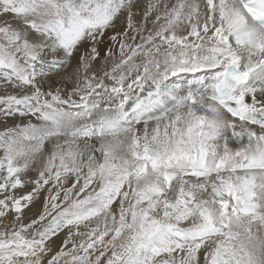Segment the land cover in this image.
Wrapping results in <instances>:
<instances>
[{"label":"bare ground","instance_id":"6f19581e","mask_svg":"<svg viewBox=\"0 0 264 264\" xmlns=\"http://www.w3.org/2000/svg\"><path fill=\"white\" fill-rule=\"evenodd\" d=\"M68 1L69 4H72L79 0ZM81 3L83 9L87 10L89 5L96 15L102 18L105 17L107 21L103 19L105 22L100 27L99 22L94 24L86 20L85 26L79 18L66 15L67 22L65 24L67 23V25L62 30L64 32H61L69 31V36L63 45L61 44L60 52H62L61 58H66L67 61L62 62V70L59 71L56 77L71 72L72 75H75L80 73L81 69L95 74H98V70L104 73L109 67L114 69L113 74L116 75L126 67H118L117 63L126 55H130L129 65L132 76L129 82H139L142 88H146V91L142 92L144 95L141 98L142 100L145 99L142 104H138L139 101L136 103L137 100H131L129 106H131L133 113L124 112L120 118L113 121L111 119V117L114 118L113 113L106 110L105 114H109V116L99 117V120L95 121L96 124L91 122L92 124L85 125L89 126L84 128L85 131L91 133L93 129L98 127L99 129L96 128L94 131L103 135H106L107 132L113 134L136 133L145 139L146 153L150 154V151L155 148L162 154L164 152H162L159 145L167 143V146L171 147L174 145L172 143L178 144L182 133L179 128L187 127L191 135L196 134L198 138L200 135L204 143L213 141L212 144L216 146L219 152L217 160L221 164L219 162V165L216 166L219 168L218 173L214 172V168V173L206 176L192 172L188 174L193 167H190V169L185 168L184 162L182 163L179 167L180 172L178 171L179 181L176 195L170 194L171 196H168L171 199H167L173 201V203H170L171 201H168V204L165 203L170 205L168 208H164V204L161 206L162 201L161 204L159 202L161 197L158 200L157 194L151 190V186L149 187L148 190L151 191L149 195L147 194L149 201L145 203L141 210H135V215L140 218L141 239L143 240L165 229L166 231L163 233L166 234V241H169L171 238L174 239L171 232H181L185 236H190V244H193V240L196 241L195 243H199L197 239L200 237L207 240H200L203 244L201 242L198 245L197 256H193L192 252L187 254V259L189 258L190 262H193L191 259L194 257V264H198L200 261L217 264L218 259L222 256L221 247H223L226 254L222 264H264V240L262 239L264 236H255L253 232L248 231V237L238 239V242L234 241L235 233L242 229L243 224L238 223L233 215H230L231 218H225L224 221L219 216L222 211H250L251 214L255 212L264 214V127L260 123L264 119V60L262 64L259 63L260 58L264 59V49L259 54V49L262 47L261 43L264 42V31L249 19L242 10L239 0H80L79 4ZM21 21L8 18L6 24L2 23L1 28L20 40L22 34L27 32L26 26ZM103 28H105L104 31ZM100 29L102 30L100 31ZM100 32H102L101 39L103 43L99 42L100 39L96 40ZM35 35L36 33L29 32L27 38L29 39ZM107 38L110 41L104 43ZM95 40L98 42L95 45V50L87 51L88 46L94 43ZM31 47L30 50H35V46L32 45ZM131 48H134L133 56L129 53ZM107 49H109L108 54L105 53ZM27 50H25L26 55L31 52ZM83 51L85 52L83 57L79 58ZM56 61L59 60L50 58L37 60L42 64L38 67L39 71L44 74L39 78L44 77L45 79L38 80L35 78L39 88L45 90L46 87L51 88L55 84L60 85V79L54 85L51 84L54 77L52 78L48 74L51 72L50 70L54 69ZM228 61H232L243 68L249 75L250 80L248 86L239 93L243 95L242 100L233 105L228 103L219 104L207 98V89L205 88V84L209 81L210 75L217 68L218 63H227ZM50 65L52 67L49 68ZM140 66H143L142 76L144 78H140L142 71L139 73L136 71V67L139 68ZM219 67H222V65ZM47 68L48 70L44 71ZM82 75L84 76L83 73ZM22 79H24L23 76ZM29 82L25 79L22 82L23 85H21L13 80V84L9 87L2 79L0 94L24 95L30 90L28 88ZM135 85H132L131 89L140 86L138 83ZM189 90L193 91L197 97L193 103H189L186 99ZM29 93H31V90ZM125 94L127 95V92ZM141 95L139 94V96ZM95 96L99 97V94L95 93ZM93 103H97V100ZM232 109L240 114H251L252 119L256 121L251 124L247 120L240 119L233 113ZM2 114H4V111ZM3 121H7V124L10 119L5 118ZM20 122L24 123L23 119ZM56 124L55 128H46L49 129L54 139L59 141L62 139V144H64L65 139L74 138L73 133L75 130L69 128V125H71L69 122V125H63L61 121H56ZM72 124L76 130H80L81 125L74 122ZM60 126H65V128ZM64 133H68L69 137H65ZM39 134H42V131L34 133L33 141H41L44 138V136L40 138ZM182 155L180 154L181 157ZM190 156H192V153H189ZM166 160L168 159L166 158ZM162 161L161 164L165 162ZM157 165L155 164L152 169L154 170ZM157 168L159 167L157 166ZM185 171L187 175L180 176L181 172L184 173ZM23 174L27 175L30 180L33 178L31 174L25 171L19 175ZM153 178H155V174ZM16 180L19 185L24 181L19 179L17 175ZM81 180V177H72V179L67 178L65 180L70 188L68 193H74L76 196H73L72 200L74 201L63 200L62 197H59V200L55 201L52 207L56 213L62 209L66 210L67 206L74 209L73 206H70L71 202H74V205L77 206L83 202H78L79 200L89 196L88 192L81 187ZM152 181L155 182L153 179ZM157 182L160 183V181ZM189 185L192 190L185 189ZM96 188L91 189L94 196L90 195V199L99 197ZM18 192L22 193L23 190L18 188ZM229 192L231 196L223 194ZM48 193L44 191L41 201H36V204L40 203V209L44 203L43 199L45 201ZM209 194L215 195V197L217 195L218 198H214L215 201L212 202ZM158 195L160 196V194ZM205 199L210 201V206H207V204L203 206L205 205ZM36 204L31 202L30 208H26V212L23 213L32 212V220H42L44 216L40 219ZM120 211L116 208L107 217V221L109 222L112 219L113 225L117 229L111 231L113 226L110 225L109 230L106 232L101 229L96 230V226L90 230L93 236L92 239H95V243L90 249L102 254L101 256L98 255L99 261L97 264H107V261H105L107 257L116 259L120 256L119 250L123 249V253H125V248H128L129 242L127 243V240L120 243L127 232V229H123L125 226L122 225L124 223ZM79 217L85 216L80 214ZM77 218H73L77 222L75 226H66V219H63L58 224L56 222L54 229L50 232L54 233V236L71 235L72 230H80L82 227V223L77 221ZM102 222L100 221V226ZM88 224L92 226L90 219ZM119 225L121 226L119 227ZM63 226L65 227L63 228ZM248 226L246 225V228ZM168 229L170 230L169 233ZM103 232L106 233V238L100 239L99 237L102 236ZM185 236L182 238L184 239ZM79 239H81L80 235L68 239L64 238L62 243L67 248V241L76 243ZM183 239H180L182 245L186 242ZM115 241H117V247L110 252L111 245ZM32 243H23L21 246L15 247V250L12 249L14 254L18 253L21 256L14 255L17 261L23 262L24 258L27 257L33 259V253L30 250L36 252L33 254L34 256L38 254L41 257L40 243L43 242L33 241ZM45 243L49 244V242ZM194 245L197 247V244ZM237 248L242 251L239 257L235 255ZM57 250H59V247L52 248L53 252ZM48 256L51 257V255ZM190 256L192 257L190 258ZM187 264L192 263L187 262Z\"/></svg>","mask_w":264,"mask_h":264},{"label":"rangeland","instance_id":"374dc122","mask_svg":"<svg viewBox=\"0 0 264 264\" xmlns=\"http://www.w3.org/2000/svg\"><path fill=\"white\" fill-rule=\"evenodd\" d=\"M79 2L80 0L69 4L68 0H0V83L3 79L10 87L13 80L15 83L23 85L22 82L27 79L30 81L28 88L31 90V93L29 90L24 95L0 94V264H97L98 255L102 254L90 249L95 243L90 230L96 226V230L101 229L106 232L110 225L114 227L111 228V231L117 229L113 225L112 219L107 221V217L110 216L108 214L113 213L116 208L121 210L124 223L122 225L125 226L123 229H127L126 235L120 243L127 240L129 244L128 248L124 250L125 253H123V249L118 251L120 256L116 259L105 255L107 264H187V262L194 264V257L190 256L193 260L190 262V259H187V254L192 252L193 256H197L198 245L202 242L200 240H207L200 237L197 239L199 243H195L196 241L193 240V244H190L189 235L186 237L181 232H171L174 239L166 241L165 229L142 240L140 218L135 215V210H141L149 201L147 194L149 195L151 192L148 190L150 186L151 190L157 194L158 200L161 197L159 201L160 204L162 201L161 206L164 204L163 207L168 208L170 205L166 204L171 200L167 199H171L169 197L171 195H176L179 181L178 171L180 172L179 167L182 163L184 162L185 168L193 167L188 174L192 172L206 176L214 172L218 173L219 168L216 166L220 162L217 160L219 152L212 144L213 141L204 143L200 135L199 138L196 134L191 135L187 127L179 128L182 133L178 144L172 143L174 145L171 144V147L167 146V143L159 145L164 152L162 154L155 148L150 151V154L146 153L145 139L136 133L122 132L119 135L107 132L106 135H103L94 131L98 127L91 133L85 131L84 128L89 127L85 125L91 122L96 124L95 121H98L99 117H108L109 114H105L106 110L113 113L114 118L110 116L113 121L120 118L124 112L133 113L129 106L131 100H137L136 103L139 101L138 104H142L145 100H142L144 95L142 92L146 91V88H142L139 82H129L132 76L129 65L130 55H126L117 63L118 67H126L116 75L113 74L114 69L109 67L104 73L98 70V74H95L81 69L84 76L81 72H75L77 73L75 75H72L71 72L56 77L62 70V62L67 61L66 58H61L62 52H60L64 41L69 36V31L62 33L67 25V23L65 24L67 22L66 15L79 18L85 26L86 20L94 24L99 22L100 27L107 21L105 17L96 15L89 5L87 10L83 9L82 3L79 4ZM8 18L22 20L21 22L26 26L27 32L22 34L20 40L1 28L2 23L6 24ZM104 30L105 28H103ZM29 32L36 33V35L28 39L27 33ZM101 38L102 32L97 35L96 40L100 39L99 42L103 43ZM96 40L88 46L87 51L95 50V45L98 43ZM108 41H110L109 38L104 43ZM32 45L35 46V50L29 49L32 48ZM134 48L129 49L132 56ZM25 50L31 52L26 55ZM84 53L83 51L79 58H82ZM105 53L108 54L109 49ZM45 58L59 60L56 61L55 67L53 66V71L50 70L51 72L48 74L52 78L54 77L51 84L54 85L60 79V85L55 84V86L46 87L44 90V88L38 87L35 78L45 80L44 77L39 78L43 72H40L38 68L42 64L37 62V60L41 61ZM48 67L50 68L52 65ZM46 70L48 68L44 71ZM136 71L137 73L142 71L140 78H144L142 76L143 66L136 67ZM15 78L18 79L15 80ZM136 83L140 86L133 87L134 90L131 89V86ZM95 93H98L99 97H94ZM139 94L142 95L139 96ZM96 100L97 103L94 104L93 102ZM3 111L4 114H2ZM5 118H9L10 122L6 124L7 121H3ZM22 119L24 123L20 122ZM56 121H61L63 125L69 122L71 124H68L69 128L75 130L74 138L65 139L64 144H62V139L60 141L54 139L49 129L46 128H55ZM73 122L81 125L80 130H76L75 126H72ZM60 127L65 128V126ZM38 131H42V134L39 135L40 138L43 136L44 138L41 141H33L34 133ZM132 134L134 135L132 136ZM64 136L69 137L68 133H64ZM55 140L56 144L61 145L60 147L55 144ZM47 141L49 142L47 143ZM189 153H192V156L189 157ZM180 154H183L182 157ZM161 158L166 164H164L165 162L160 163L163 162ZM159 160L161 161L159 162ZM155 164L160 165H157L159 168L157 166L154 168V170L156 169L154 172L152 168ZM24 171L31 174L33 178L30 180L25 174L19 175ZM154 174L155 178H153ZM16 175L19 179L24 180L20 185L17 183ZM183 175H187L186 171L181 172L180 176ZM74 176L82 178L81 187L88 192L89 196L79 200L78 202H83L77 206L71 202L70 206H73L74 209L67 206L66 210L62 209L56 213L52 207L59 197H62L63 200L74 201L72 199L76 194L68 193L70 188L65 183L67 178L72 179V177L75 178ZM92 187H97L98 198L90 199V195L93 194ZM18 188L23 192L19 193ZM185 189L192 190V187L189 185ZM44 191L49 193L46 195L45 201L43 199L44 203L40 209V203L36 204V201H41ZM223 194L231 196L230 192ZM209 196L212 202L215 201L214 198H218L217 195L215 197V195L209 194ZM31 202L36 204L40 219L44 216L42 220H32V212L23 213L26 208H30ZM204 204L203 206L211 205L208 199H205ZM80 214L85 217H79ZM230 215L236 217L238 223L243 224L242 229L235 233L234 241L238 242V239L248 237L249 232H253L255 236H264L263 213L251 214L250 211H222L219 213L223 221L231 218ZM75 217H78L77 221L82 223L80 230H72L71 235L64 234L62 236H54L55 234L50 232L54 229L55 223L58 224L63 219H66V226H75V223L77 224L73 219ZM69 219L72 220L69 221ZM89 219L92 226L88 224ZM95 219L97 220L95 221ZM100 221H103L101 226ZM246 225H249L248 228ZM104 232L99 237L100 239L106 236ZM77 235H80L81 239L76 243L67 241L68 246L64 247V243H62L64 238L68 239ZM183 236L186 237L184 239L187 243L182 245L180 239H183ZM262 239L264 240V237ZM33 241L44 243H40L41 257L38 254L34 256L33 254L36 252L30 250L33 253V259L27 257L23 262L17 261L14 255L21 256L18 253H13L15 247L17 248L23 243L33 244ZM45 242H49V244ZM194 244H197V247ZM111 246L113 248H110V252L116 249L117 241L113 242ZM53 247H59V250L53 252ZM241 254V249L237 248L235 255L239 257ZM48 255L51 257L49 258ZM221 255L217 264H222L226 256L223 247H221ZM198 264L212 263L200 261Z\"/></svg>","mask_w":264,"mask_h":264}]
</instances>
